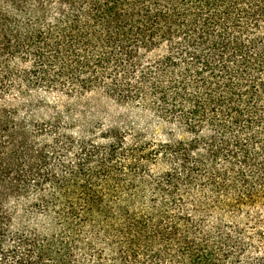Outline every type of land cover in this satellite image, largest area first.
Wrapping results in <instances>:
<instances>
[{
    "label": "trees",
    "instance_id": "obj_1",
    "mask_svg": "<svg viewBox=\"0 0 264 264\" xmlns=\"http://www.w3.org/2000/svg\"><path fill=\"white\" fill-rule=\"evenodd\" d=\"M92 91L180 135L79 140L7 102ZM24 200L42 240L13 230ZM81 245L111 264H264V0H0V264H79Z\"/></svg>",
    "mask_w": 264,
    "mask_h": 264
},
{
    "label": "rangeland",
    "instance_id": "obj_2",
    "mask_svg": "<svg viewBox=\"0 0 264 264\" xmlns=\"http://www.w3.org/2000/svg\"><path fill=\"white\" fill-rule=\"evenodd\" d=\"M8 104L19 110L22 116L37 123H48L56 117H61L63 130L70 131L77 139H92L98 143H104L105 135L110 136L112 131H121L131 143L130 137L142 134L144 140L163 141L169 137L178 138L177 131L169 122L161 119L150 108L137 103L122 102L100 91H92L87 94L68 96L64 94L36 93L25 101L10 97ZM54 120V121H55ZM66 161H75L73 155L65 157ZM120 161V158H117ZM150 169H165L163 163L151 164ZM146 169V168H145ZM32 201L24 200L19 203L12 202L8 209L13 214V230L23 228L30 235L42 240L50 233V223L47 216L40 210H36ZM87 231V230H85ZM90 234H83V242L90 238ZM14 245L12 239L6 241V248ZM111 255L107 253L102 261H98L92 249L84 245L77 246L73 250L74 263L79 264H111ZM13 263V259H8ZM44 264H54L47 261Z\"/></svg>",
    "mask_w": 264,
    "mask_h": 264
}]
</instances>
